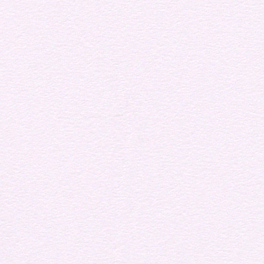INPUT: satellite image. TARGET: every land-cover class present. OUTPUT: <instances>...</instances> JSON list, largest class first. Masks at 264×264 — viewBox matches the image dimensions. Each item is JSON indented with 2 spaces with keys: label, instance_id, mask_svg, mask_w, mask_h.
<instances>
[{
  "label": "snow or ice",
  "instance_id": "snow-or-ice-1",
  "mask_svg": "<svg viewBox=\"0 0 264 264\" xmlns=\"http://www.w3.org/2000/svg\"><path fill=\"white\" fill-rule=\"evenodd\" d=\"M0 264H264V0H0Z\"/></svg>",
  "mask_w": 264,
  "mask_h": 264
}]
</instances>
